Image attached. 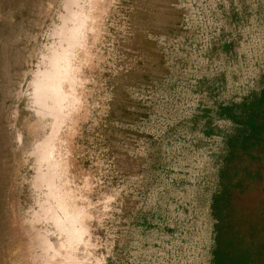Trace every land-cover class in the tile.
Wrapping results in <instances>:
<instances>
[{
    "label": "rangeland",
    "instance_id": "rangeland-1",
    "mask_svg": "<svg viewBox=\"0 0 264 264\" xmlns=\"http://www.w3.org/2000/svg\"><path fill=\"white\" fill-rule=\"evenodd\" d=\"M0 224V264H264V0H0Z\"/></svg>",
    "mask_w": 264,
    "mask_h": 264
},
{
    "label": "bare ground",
    "instance_id": "bare-ground-1",
    "mask_svg": "<svg viewBox=\"0 0 264 264\" xmlns=\"http://www.w3.org/2000/svg\"><path fill=\"white\" fill-rule=\"evenodd\" d=\"M73 29H76V28L73 27ZM79 30H74L72 33L75 34V32L77 31L79 32ZM61 52L54 54L52 60L50 61L49 71L43 76V80H41L42 83L40 84L38 88H36L37 90L34 96L35 101L38 100L37 102L43 103L41 104L42 106L47 104L48 107H50V104H52L51 110L52 108H55L57 110L62 109L61 104H65V103H61L63 98L60 99L59 96L61 97V94L63 93H59V92L60 91L62 92L61 82L65 78V74L67 72L66 65L68 63L67 60L69 58H67L66 60V58H64L62 55L59 56L64 51L62 53ZM63 54H65V52ZM46 100H47V103H46ZM69 213L70 212L67 211L65 207H63L58 214L57 213L55 214L54 222L56 226H61L62 230L65 233L66 232L68 233V237H70V239L73 237L71 240L74 241L75 240L74 238H76L78 234L80 235V230L75 225L76 223L74 224L73 221L71 222L72 219L70 218V216H73V215H70L71 213L70 214ZM73 218L75 217L73 216ZM67 223L68 225L71 224V226L69 225L70 227H68ZM66 225L68 227V228L66 227L67 230L65 228ZM69 234L72 235V237ZM5 236H6V226H3L2 231H0V241L4 239Z\"/></svg>",
    "mask_w": 264,
    "mask_h": 264
}]
</instances>
